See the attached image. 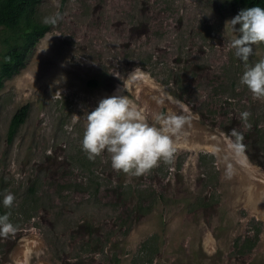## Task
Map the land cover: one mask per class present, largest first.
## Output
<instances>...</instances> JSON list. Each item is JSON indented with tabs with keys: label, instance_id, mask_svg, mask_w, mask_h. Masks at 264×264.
Masks as SVG:
<instances>
[{
	"label": "rangeland",
	"instance_id": "rangeland-1",
	"mask_svg": "<svg viewBox=\"0 0 264 264\" xmlns=\"http://www.w3.org/2000/svg\"><path fill=\"white\" fill-rule=\"evenodd\" d=\"M239 11L230 0L42 1L39 20L58 22L0 90V194L16 197L0 214L17 229L0 237V264H264V99L239 85L227 44ZM261 58L264 44L249 63ZM117 89L150 123L189 117L170 164L134 176L107 153L87 158L85 113Z\"/></svg>",
	"mask_w": 264,
	"mask_h": 264
},
{
	"label": "clouds",
	"instance_id": "clouds-1",
	"mask_svg": "<svg viewBox=\"0 0 264 264\" xmlns=\"http://www.w3.org/2000/svg\"><path fill=\"white\" fill-rule=\"evenodd\" d=\"M58 19L59 14H56L46 17L44 23L54 25ZM226 27L236 34L227 42L228 47L234 49V55L244 66L239 85L246 87L254 99H264V58L249 63L254 46L264 44V7L256 4L241 9L225 22ZM135 77L134 70L129 79ZM122 91L117 89L116 94L100 99L94 109L85 113L86 125L81 140L83 152L89 160L107 153L112 169L134 176L148 173L161 162L170 164L176 152L175 138L182 134L189 117L183 112H157L152 117L154 122L150 123L144 111L134 106ZM163 102V97L157 100L158 104ZM249 115L247 111L240 113L245 120ZM232 135L239 138L235 129ZM15 199L14 193L5 191L0 194V206L11 209ZM10 216V211L0 214V237H7L17 230Z\"/></svg>",
	"mask_w": 264,
	"mask_h": 264
},
{
	"label": "trees",
	"instance_id": "trees-1",
	"mask_svg": "<svg viewBox=\"0 0 264 264\" xmlns=\"http://www.w3.org/2000/svg\"><path fill=\"white\" fill-rule=\"evenodd\" d=\"M43 0H0V42L4 45L0 61V90L5 81L26 67L30 53L50 31L51 25L39 20L37 9ZM233 9L241 10L264 0H230ZM95 85L97 82H93ZM29 115V106L21 107L13 116L8 139L18 134Z\"/></svg>",
	"mask_w": 264,
	"mask_h": 264
}]
</instances>
